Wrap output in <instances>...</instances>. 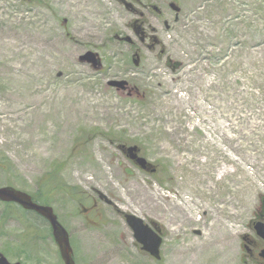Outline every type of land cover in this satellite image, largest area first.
<instances>
[{"label": "rangeland", "instance_id": "rangeland-1", "mask_svg": "<svg viewBox=\"0 0 264 264\" xmlns=\"http://www.w3.org/2000/svg\"><path fill=\"white\" fill-rule=\"evenodd\" d=\"M150 1L165 51L137 46L136 66L115 0H0V188L38 196L56 175L43 195L76 264H254L242 238H256L264 201V0ZM87 52L101 70L79 61ZM125 214L160 227V262ZM0 252L64 264L46 221L1 202Z\"/></svg>", "mask_w": 264, "mask_h": 264}, {"label": "water", "instance_id": "water-1", "mask_svg": "<svg viewBox=\"0 0 264 264\" xmlns=\"http://www.w3.org/2000/svg\"><path fill=\"white\" fill-rule=\"evenodd\" d=\"M175 7L177 13H180V8L176 5ZM128 39V38H127ZM134 64L139 66L140 57L139 55L135 57ZM79 61L83 64H90L94 70L99 71L102 68V61L98 54L93 52H87L80 57ZM110 87H114L118 90H125L128 87L126 81H112L109 82ZM128 157L133 160L138 167L143 170L150 171L154 173L156 171L155 167L148 163L146 159L139 156L140 149L137 146L119 147ZM101 198L105 197L100 194ZM0 201L4 203H14L23 208L25 211L34 212L38 216L46 220L52 230L53 238L58 246L60 256L64 264H76L74 260V252L71 246L70 235L65 227L60 223L58 216L56 215L54 209L51 206L40 205L34 202L31 195L14 189L12 187L0 188ZM264 206V201L262 202ZM126 222L128 226L134 232V237L138 244L141 245L142 251L149 254L152 258L157 261H161V247L163 245V235L161 229L157 226L156 223H151L150 225L146 224L145 221L134 215L126 214ZM255 230L257 235L264 240V224L258 222ZM248 237H244V241L247 242ZM248 248V246H246ZM262 258H264V251L262 253ZM0 264H13L8 261V259L1 254L0 255ZM20 264V263H14Z\"/></svg>", "mask_w": 264, "mask_h": 264}, {"label": "flooded vegetation", "instance_id": "flooded-vegetation-1", "mask_svg": "<svg viewBox=\"0 0 264 264\" xmlns=\"http://www.w3.org/2000/svg\"><path fill=\"white\" fill-rule=\"evenodd\" d=\"M118 5L123 7L131 17L129 22V29L132 31L136 39L132 37L121 38L119 35H116V39L122 42H126L130 47L135 51V57L139 55L140 50L137 46L142 47L147 51H156L158 47H161V53H164L165 50H162L163 43L158 37V29L151 23V17H156V20L162 19V11L159 7H156L151 3L150 0H115ZM175 4L178 7V4L174 2L169 3V9L174 15V21L178 22V13L172 5ZM180 8V7H179ZM181 14V9H180ZM169 21H164L165 27L169 26ZM128 38V39H127ZM128 89V88H127ZM119 90L121 92L127 91ZM126 156V155H125ZM127 157V156H126ZM2 203V202H1ZM5 205L14 206L15 204L4 203ZM255 221L250 224V228L254 231L256 238L248 236L247 242L249 243V248H246L247 257L249 261L254 264H264V259L262 258V253L264 251V240L257 236L255 227L258 222L264 224V206L258 211L255 215ZM4 253L0 252V255ZM6 257V256H5ZM7 258V257H6ZM8 259V258H7Z\"/></svg>", "mask_w": 264, "mask_h": 264}, {"label": "trees", "instance_id": "trees-1", "mask_svg": "<svg viewBox=\"0 0 264 264\" xmlns=\"http://www.w3.org/2000/svg\"><path fill=\"white\" fill-rule=\"evenodd\" d=\"M56 175H49V177H47L46 179H44V181L43 182H41L40 184H39V189H38V191H37V193H38V196H36V195H32L33 196V198H34V200L36 201V202H38V203H40V204H45V205H49L50 203H49V196H46V197H44V192H45V194H51L52 192H55V191H57L58 189L56 188V189H54L55 188V179H56ZM47 186V188H49V191L47 190V189H43V186ZM49 186V187H48ZM47 190V191H46ZM73 190H77V189H72V191H71V193H72V195L74 196V197H76L77 199H80V197H81V194L80 193H75ZM45 198V199H44ZM81 203V202H80ZM9 206V205H8ZM9 207H12V206H9ZM7 215H10L11 214V212H9V211H7V213H6Z\"/></svg>", "mask_w": 264, "mask_h": 264}]
</instances>
